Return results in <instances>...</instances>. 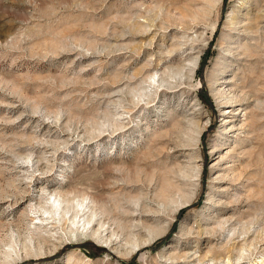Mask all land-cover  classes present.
<instances>
[{"label":"rangeland","instance_id":"374dc122","mask_svg":"<svg viewBox=\"0 0 264 264\" xmlns=\"http://www.w3.org/2000/svg\"><path fill=\"white\" fill-rule=\"evenodd\" d=\"M0 264H264V0H0Z\"/></svg>","mask_w":264,"mask_h":264},{"label":"bare ground","instance_id":"6f19581e","mask_svg":"<svg viewBox=\"0 0 264 264\" xmlns=\"http://www.w3.org/2000/svg\"><path fill=\"white\" fill-rule=\"evenodd\" d=\"M220 91V90H219ZM220 95H223L224 93H222V92H220L219 93ZM231 111H229V110H226L223 114H227V113H230ZM227 121H230L228 118L227 119H225V123H227ZM233 128V127H232Z\"/></svg>","mask_w":264,"mask_h":264}]
</instances>
